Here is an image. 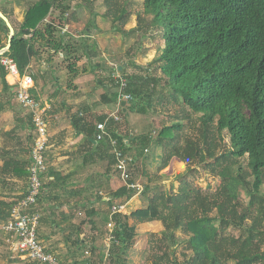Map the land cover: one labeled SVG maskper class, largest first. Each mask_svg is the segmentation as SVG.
I'll use <instances>...</instances> for the list:
<instances>
[{
    "label": "trees",
    "instance_id": "1",
    "mask_svg": "<svg viewBox=\"0 0 264 264\" xmlns=\"http://www.w3.org/2000/svg\"><path fill=\"white\" fill-rule=\"evenodd\" d=\"M129 1L104 0L107 13L112 14L114 30L129 21L131 13L126 8ZM138 1L143 5V13L150 16L147 25L163 41V46L140 74L122 75L127 80L123 92L131 94L132 100L126 102L129 103L126 110L118 108L119 120L107 115L96 120L76 116L72 124L78 132L92 137L108 153V164H114L109 138L97 141L94 135L96 124L106 123L110 137L116 140V148L133 155L129 162V184H135L139 178L137 173L141 171L136 163L147 161L144 150L150 147H161L158 170L167 167L173 158L185 162L186 169L176 174L175 180L179 183L176 189L172 188L173 184L166 188L156 183L157 176L151 179L147 174L150 180L144 182L141 190L142 194H148L147 205L129 216L117 211L111 213L110 200L108 210L86 214L99 216L106 225L114 223L116 241L109 244L107 259L109 263H118L135 245L136 229L128 222L132 217L135 221L162 223L159 235L167 243L163 254H172L170 264H264V194L261 192L264 184V0ZM68 9L64 0H33L27 4L23 21L16 25L0 5L14 28L10 49L0 56V113L13 108L14 98V86L6 80L1 59L12 58L20 75H30L36 86L37 77L31 66L33 60L41 59L43 50L71 54L73 45L60 33L70 20L66 15ZM55 10L62 15L60 20L52 17L48 20ZM138 29L139 26L134 27L131 32ZM8 33L0 18V49L7 44ZM81 49L87 55L91 51L85 43ZM72 65L68 67L75 71ZM121 65L120 72L124 73L125 64ZM90 67L102 68L101 64H90ZM110 69L111 75L117 67ZM33 89L31 94L37 100ZM104 97L107 94H102ZM117 98L115 94L110 101L118 103ZM128 111L150 116L159 111L167 120L160 121L157 128L149 119L145 129L137 132L126 120ZM192 125L197 131L194 137L188 132ZM224 132L229 136V148H223ZM241 159L246 162L241 163ZM191 162L220 178L219 184L213 190L209 185L205 188L193 185L188 180L194 169ZM8 164L4 162L0 167V176L7 173ZM14 171L19 176L28 175L21 167ZM47 187L50 184L46 182L43 189ZM241 191L248 196L247 203L241 201ZM136 192V188L123 185L112 193V198L129 197ZM14 202L0 200L2 223L8 219ZM80 233L76 231L74 240L75 247L81 245L82 249L84 241ZM171 247L177 249L171 252ZM186 251L191 254L188 256ZM175 252L182 258L178 259Z\"/></svg>",
    "mask_w": 264,
    "mask_h": 264
},
{
    "label": "crops",
    "instance_id": "2",
    "mask_svg": "<svg viewBox=\"0 0 264 264\" xmlns=\"http://www.w3.org/2000/svg\"><path fill=\"white\" fill-rule=\"evenodd\" d=\"M69 18V22L62 29L69 26L74 27L72 25L78 22V17ZM86 35L91 37L90 33ZM78 36L75 35V37ZM95 46L98 50L101 49L98 44H95ZM105 50L100 51V53L107 58L108 55L106 56ZM98 57V55L91 57V62H94L93 58ZM95 62L96 66L101 64L102 68L92 70L90 65H87L86 68L83 67L82 71L78 72V67L81 65L79 64L80 62L77 61L76 64H73L72 67L76 70L72 71V73H77V75L74 78L67 79L66 86L63 84V77L58 76V74L62 75L64 71L60 70L57 66L58 64L47 63L49 93L47 95L45 117L47 120L48 143L46 152L47 175L44 184L47 182L50 187L42 190L39 197L40 201L38 200L37 209L41 214L38 235L44 245L54 252L64 264L109 263V260L105 258V251L108 246L106 239L108 227L104 222L100 221L99 216L94 217L86 214H92L93 212L100 214L108 210L107 202L110 200L112 207H115L117 212L129 216L133 211L144 208L148 201V194H142V189L140 191L137 190L135 194L129 197L123 195L112 198V193L126 185V182L120 178L119 173L114 168V164H108V153L102 151L92 137H89L84 132H78L77 128L72 124L73 118L76 116H85L88 119L96 120L102 115L112 116L119 108L118 103L110 101V98L115 94H117V97L119 96V93L114 92L115 90L111 89L110 84H108L107 80L110 79L105 78L107 75L99 77L97 74L102 72L110 76L111 66H116L119 71L123 66L121 64H106L102 60ZM33 88H35V85ZM102 94H107V97L102 99ZM128 106L129 103H125L124 109L129 108ZM26 115L18 122L21 124L22 129L32 130V127L30 128V114L27 112ZM132 116H136L138 120L131 126L137 132L144 130L148 122L144 124L143 121L148 118L147 115L128 111L127 121H130ZM84 130L87 131V128ZM32 142L33 135L25 157L20 153V151H24L23 142L21 143V141L19 142L21 148L16 147L4 152L0 151V167L4 162H9L7 173L0 176V200L16 201L21 195L26 193L27 188L16 198H12L14 192H11V189L6 187L8 185L6 182L10 181V179L11 181L13 179L15 181L22 180L23 177L26 179L28 176H19L14 171V168L21 167L24 168L25 172H28ZM144 151L145 154L153 151L155 155V159L152 161L148 158L147 161L136 163V167L145 176V183L150 178L153 179L157 174V177H163L162 173H166V171H158L161 147H150ZM129 156H131L132 160L133 155L130 154ZM145 158H147L146 155ZM172 166L177 168V173L186 169L185 162L175 158L171 160L167 168ZM147 174L150 178H147ZM161 180L163 181V178ZM136 183L141 185L139 181H136ZM82 221L83 223L80 224ZM128 222L135 226L137 233L136 243L122 255L118 263L112 262L109 264H153V262L170 264L169 261L172 260V254L169 256L163 254L164 246L167 243L159 235L163 230L162 223L158 220L140 222L135 221L132 217H129ZM78 230L81 231L80 238L84 241L82 249H80L81 245L78 248L75 247L74 239ZM152 233L157 234V236H151ZM4 238L6 242L5 233ZM94 248L95 250L92 252ZM175 248L171 247V252ZM13 253L21 261L30 260L18 255L16 252ZM175 254L180 259L179 253L175 252ZM101 256L103 257L101 258ZM30 261L16 262L15 264H37L34 263L35 261Z\"/></svg>",
    "mask_w": 264,
    "mask_h": 264
},
{
    "label": "rangeland",
    "instance_id": "3",
    "mask_svg": "<svg viewBox=\"0 0 264 264\" xmlns=\"http://www.w3.org/2000/svg\"><path fill=\"white\" fill-rule=\"evenodd\" d=\"M31 1L33 0H0V5L8 11L10 18L16 25H18L19 22L23 21L27 4ZM64 3L69 6L66 15L72 18L78 17V22L72 25L74 27L69 26L60 30L61 35L65 36L69 43L73 45V48L70 49L71 54L65 56L60 53L48 52L45 49L41 53V59L33 60L31 66L32 73L37 77L36 86L33 90L37 100L44 106H47V95L49 93V88L47 86V63L58 64L57 66L60 70L62 69L64 71L62 75L58 74V76L63 77V84L66 86V80L74 78L77 75V73L74 74L68 69V64H76L77 61L80 62L79 64L81 65L78 67L79 72L82 71L83 67L86 68L87 65L92 63L91 57L98 55V58H93L94 62L92 64L96 63L95 61L98 60H102L106 64H125L124 73L117 70L118 68L113 72L127 77L135 72L140 74L141 70L146 67L148 62L158 55L160 48L163 46V41L159 39L157 35H155V31L147 25L150 16H146L143 13V5L141 1H129L126 5L127 10L131 13L129 21L125 24V26L120 27L118 30L113 29L114 25L111 23L112 14L107 13L109 11L104 0H64ZM110 10H112V8ZM61 16L60 12L55 10L47 17V19L50 20L52 17L51 19L59 21ZM117 23L118 24L115 26L118 27L119 22ZM137 26H139V29L131 32V29ZM87 33H90L91 37L87 36ZM75 35L79 36L75 37ZM84 43L88 44L90 47L91 51L89 52V55L85 54L81 49V46ZM95 44H98L101 49L98 50ZM104 49H106L105 53L106 56L108 55L107 58L102 56L100 53V51ZM49 53H51V56H49ZM97 75L99 77L107 75L105 78L110 79L107 80V82L110 84L111 89H114V92L116 93L119 92V87L115 84L111 75L108 76V74H103L102 72H99ZM10 80L11 78L9 77L7 80L8 83ZM12 102L13 108L0 113V151L2 150V152H4L5 150H11L16 147L21 148V145H19V142L21 141V143L23 142L22 146L24 147V151H20V153L23 157H25L27 150L29 149V143L31 144L33 133L31 129H22L20 126L21 124L18 122V120L24 118L27 114V110L18 105L15 98H13ZM26 117H28V115H26ZM147 117L148 118L144 119L143 123L146 124V122L151 119L157 128L160 127V121L162 122V120H167L166 116L159 113V111H156L155 115H152L151 117L147 115ZM126 120H128L127 117ZM136 120H138L136 119V116H132L130 117V121L127 122L129 125H132L136 122ZM188 132L191 136H196V127L194 125L190 126ZM222 138L223 148H229V136L226 132L223 133ZM146 156L151 161L155 159L153 151L146 154ZM240 161L241 163L246 162L245 159H241ZM190 165H192L191 167L194 169L192 171V176L188 180L192 182L193 185L202 188L209 185L210 189L213 190L219 184L220 178L213 176L202 165H197L194 162H191ZM140 171L141 170H139V172ZM161 171H166V173H162L164 175L163 177H157L155 182L163 184L166 188L173 184L174 187L172 188L176 189V186L179 185L177 180H175L177 168L173 166L170 168L165 167L161 169ZM137 176L139 177V180L137 181L143 185L145 182V176L141 175V172L139 174L137 173ZM161 178H163L164 182H161ZM10 181L6 182L8 184L6 187L10 188L11 192H14L12 198H16L19 194L25 191L28 185L27 177L26 179L23 177L22 180L15 181L13 179L11 182ZM261 192L264 194V184L261 188ZM240 196L241 201L247 203L248 196L244 193V191H241ZM2 224L3 223L0 221V264H15L16 262L30 261H21V259L8 248L4 238V231L1 228ZM233 233L237 234L236 231H233ZM180 236L183 237L182 234H180ZM178 250L181 252L180 248H178ZM186 254L189 256L191 252L186 251ZM179 258L181 259L182 257L179 256Z\"/></svg>",
    "mask_w": 264,
    "mask_h": 264
},
{
    "label": "built area",
    "instance_id": "4",
    "mask_svg": "<svg viewBox=\"0 0 264 264\" xmlns=\"http://www.w3.org/2000/svg\"><path fill=\"white\" fill-rule=\"evenodd\" d=\"M1 65L6 70V79L11 78L9 84L14 86L15 101L30 114L33 126V142L30 148L29 165L27 168V190L24 196L16 200L11 206L9 217L2 225V230L5 233L7 245L12 252H16L18 255L39 264H63L58 256L44 245L38 235L41 214L37 209V204L47 175L46 152L48 131L45 117L47 107L41 105L38 100L33 98L31 94V89L34 87L32 77L28 74L20 75L17 65L12 58H2ZM112 77L115 84L119 87L118 106L120 107V102H130L132 95L123 92L127 83L125 77L119 73H113ZM112 117L115 120L120 119L116 113ZM105 137H108L112 144V152L115 158L114 168L119 173L120 178L126 182L127 187L136 188L140 191L142 189L141 185L128 183L130 156L116 148V140L110 137L106 129V123L98 122L96 124L95 139L100 141ZM116 211L115 207L111 208V213ZM107 227L106 239L109 246L112 241H116L113 233L114 223L112 221L109 222ZM107 248L105 258L108 257ZM101 264L109 263L103 262Z\"/></svg>",
    "mask_w": 264,
    "mask_h": 264
},
{
    "label": "water",
    "instance_id": "5",
    "mask_svg": "<svg viewBox=\"0 0 264 264\" xmlns=\"http://www.w3.org/2000/svg\"><path fill=\"white\" fill-rule=\"evenodd\" d=\"M0 18L5 22L6 26L8 27L9 29V33H8V38H7V44L0 49V56L8 51L10 49V46H11V41L14 37V28L13 26L11 25L9 19L5 16V14L0 10ZM121 106L124 107L125 106V101H122L121 102Z\"/></svg>",
    "mask_w": 264,
    "mask_h": 264
}]
</instances>
